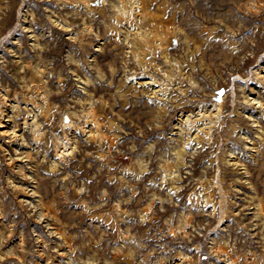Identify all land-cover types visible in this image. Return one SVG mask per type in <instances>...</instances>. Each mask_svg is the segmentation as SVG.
<instances>
[{"label": "rangeland", "instance_id": "obj_1", "mask_svg": "<svg viewBox=\"0 0 264 264\" xmlns=\"http://www.w3.org/2000/svg\"><path fill=\"white\" fill-rule=\"evenodd\" d=\"M0 264H264V0H0Z\"/></svg>", "mask_w": 264, "mask_h": 264}]
</instances>
